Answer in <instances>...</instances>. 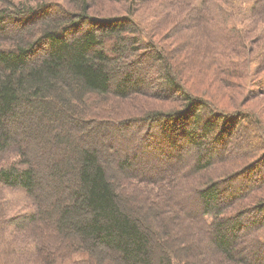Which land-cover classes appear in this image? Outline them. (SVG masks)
I'll use <instances>...</instances> for the list:
<instances>
[{
	"label": "trees",
	"instance_id": "trees-1",
	"mask_svg": "<svg viewBox=\"0 0 264 264\" xmlns=\"http://www.w3.org/2000/svg\"><path fill=\"white\" fill-rule=\"evenodd\" d=\"M101 1L126 2V14L94 13ZM261 21L264 0H0V191L23 189L32 206L0 209V264H191L189 235L201 259L213 249L219 264H264V194L244 200L232 184L255 149L228 151L239 125L240 143L257 134L264 151V120L201 85L253 86L248 41ZM179 29L190 34L175 55L156 37Z\"/></svg>",
	"mask_w": 264,
	"mask_h": 264
},
{
	"label": "rangeland",
	"instance_id": "rangeland-1",
	"mask_svg": "<svg viewBox=\"0 0 264 264\" xmlns=\"http://www.w3.org/2000/svg\"><path fill=\"white\" fill-rule=\"evenodd\" d=\"M164 2L166 0H157V2ZM253 0H247L248 3H251ZM94 5V4H93ZM126 5V2H122L119 4H114V3H108L107 1H104V3L101 1L99 2L97 5L93 6V12L100 14V15H110V16H124L126 13L124 12V6ZM105 8V9H104ZM243 9V6L240 5L239 3H233V6L231 7L230 10L235 11L234 12V16H230L228 17L229 21H236L239 22L240 21V12ZM149 12V11H148ZM258 26V31L257 34L253 37L252 41H248V44L251 46L250 47V51L248 53V55L250 54V66H252V69L256 68L257 69V76L256 79L254 81V84L252 87H249L250 89H248L246 86H242L240 89H237V91H234L236 89H234V87H227L226 85H224L222 82L218 81V80H213L212 77H209L208 79H206L205 81L201 79V85H203L202 87H204L205 89L208 88V90L210 91L209 95H211V97L216 99V102H218L217 104L222 107V108H227V109H234L235 107L233 106L234 103L237 100V103L242 102L241 104H243V106H249L252 109H254L264 120V61L261 63L262 67H258V60H256L257 57V53L260 55H264V40L262 41V38L264 39V33L262 34L261 32H263L264 30V22H258L257 24ZM191 27H195V26H191ZM194 28V29H195ZM192 29V28H191ZM190 31V30H189ZM185 32L183 29H179L178 31H176V33L174 34H170V33H166L163 35L164 31H161L157 37H156V41H158V43H162L163 45H168L169 49H174V46H179V41L181 40L180 37H184V35H189L190 33ZM196 31V30H194ZM192 33V32H191ZM172 35V36H171ZM172 37V38H171ZM193 37V36H192ZM197 37V35H196ZM201 43L197 40V42H195L194 45V49L195 50H199L198 49V45H200ZM202 50L200 51L201 54L205 53V49L202 47ZM174 54L178 55L177 53H180L183 48L182 47H177L176 49H174ZM148 65H153L152 61H148L147 63ZM153 67V66H152ZM150 68V66H149ZM148 68V69H149ZM195 70V67L189 68L187 67L186 69V73L187 75L190 77L192 76V78L197 77V74H193ZM192 78H189L192 79ZM258 80L260 85L258 86L257 83ZM197 81V80H196ZM190 83V81H189ZM239 90V91H238ZM249 90V91H247ZM244 93L245 95H247V93L249 94L246 98L244 97ZM216 95H218V97H216ZM212 99V98H211ZM183 110L181 107L177 106L175 108V110ZM204 113H207L205 110L201 111V114L204 115ZM119 116L117 114H112L111 112H104V114H102V118H108L111 120H117ZM193 116L190 115V120L192 121ZM247 129L243 128L241 125L237 126V129L235 130V135H234V143H232V145L229 146L228 151L230 152H238L240 153V155H242V153H246V151L255 149L252 151L251 155L249 154L247 157H245L242 161L238 160L239 164H240V168H242V174H240L239 171H237V173H239L240 176H238L237 178H235V182H233L232 184L235 185L236 188V192L240 195L239 197L241 199L244 198V200H250L251 196L249 195V193L251 194H257L259 195H263L264 194V151H260L261 148V141L260 138L257 136V134H255V136L253 137L252 140L247 139L245 143H240L242 141H244L245 137H247ZM248 130L251 131V134L254 135V132L257 133V128L254 126V130L253 127L248 126ZM180 130H178V134ZM146 135H148V131L146 132ZM150 136L154 139L155 136L152 135V133L150 132ZM180 140H178V142H176L177 144V150L178 153H180V156L184 157L186 155V152L188 151V146L185 145V142H182L181 140L183 139V136L180 135V137H178ZM185 141V140H184ZM156 142V141H153ZM184 143V144H183ZM121 149V153L124 154L125 152L127 154L131 153V150L127 149L126 147H124L123 145L120 146ZM258 152V153H257ZM243 158V157H241ZM154 159L153 160H148V159H143L141 161V163L145 164V167L147 166H151V164L154 163ZM157 161V160H156ZM179 161V157L175 160H173V164L178 163ZM161 165L160 168L164 169L166 166L165 163H162L163 160L160 159ZM250 180V181H249ZM248 187L249 191H245V193H243L242 188L241 187ZM229 187V186H228ZM230 187H229V192H230ZM240 189V190H239ZM1 190V189H0ZM242 192V193H240ZM229 199V194L223 195L221 197V201L227 202ZM9 200L8 203H15L18 207L23 208V209H32V206L30 205V199L28 198L26 192L23 189H18V188H7L6 192L3 193L2 191H0V209L3 208V204H6L7 201ZM258 215L260 214H256V212H254V214L252 215V218L258 217ZM151 223L152 226L154 228H156L157 230H159V237H162L165 234V232L161 231L162 225L160 224V221H158L156 218H152L151 219ZM8 225V224H7ZM9 226V225H8ZM1 230V229H0ZM2 230H6L5 228H3ZM11 229H9V232ZM2 234H4L1 231ZM250 233L248 230H243L239 233L238 235V246L241 250H247L248 247H250V240L251 238L249 237ZM169 242V248H172V246H174V242L173 241H167ZM186 242V246H188L189 248L193 249L191 251L190 254V259H191V264H197L198 262H206V264H219L216 261L217 258V252L213 249H210L209 252L206 253L205 257L203 259L200 258V254L197 253L195 250L198 246H200V244L202 243V239L201 240H195L192 236H186L185 239ZM260 249V248H259ZM261 255L259 256V258L264 257V252L263 250H258ZM201 259V260H200ZM20 260V259H19ZM15 264H22V262L20 263H15ZM29 264V263H27ZM106 264H111L110 262H107ZM223 264V263H221Z\"/></svg>",
	"mask_w": 264,
	"mask_h": 264
}]
</instances>
